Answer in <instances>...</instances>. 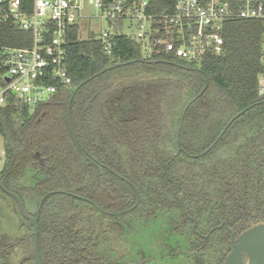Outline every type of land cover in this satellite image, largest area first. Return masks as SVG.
Here are the masks:
<instances>
[{
	"label": "trees",
	"instance_id": "16d2710c",
	"mask_svg": "<svg viewBox=\"0 0 264 264\" xmlns=\"http://www.w3.org/2000/svg\"><path fill=\"white\" fill-rule=\"evenodd\" d=\"M151 2L156 12L170 10L174 4V0H151ZM224 36L225 53L218 57H209L203 64L197 66L164 55L147 58L142 46L134 38L125 35H119L114 39L113 55H107L100 42L95 38H80L78 27L74 28L67 45L69 68L75 75L74 86L56 93L33 112L30 111L31 109L20 107L5 108L0 111V135L3 137L6 149V163L1 173L3 184L18 192L21 197L27 196L28 201L24 202L25 208L27 212L35 213L43 193H39L38 190L29 193L22 188L18 189L16 184L20 182L27 168L38 167L36 151L55 146L62 149L61 152L57 150L53 154L46 151L49 157L48 164H52L53 168L46 176L42 174L43 170L38 174L40 179H46L45 183L49 181L47 178L54 183L52 179L60 173L67 176L70 165L76 167L78 163L89 161L70 135L67 109L72 88L77 86H80V89L71 106V125L77 133L79 130H85L82 126L83 122L79 121L83 119L76 118L74 112L75 105L81 98L87 99L102 86L108 88V91H102L103 97L123 87L133 88L136 92L146 93L147 99L134 95L131 101L133 110L127 111L126 117L136 118L133 122L128 121L123 128L110 122V131L124 132L126 141L131 140L129 144L131 147H153L151 141L141 140L144 137L142 131L150 132L148 121H152L153 118L157 120L163 118L165 122L167 117H171L172 151L169 153L166 144L165 147L157 144L159 150L155 161L163 165L171 161V172L179 181L184 178L187 169L185 165H189V170L193 173L203 168L207 178H219L216 175L221 173V177L228 179L233 159L236 158L238 167L248 159L246 154L241 153L246 148V144H239L237 150L232 152L229 141L233 139V132L243 131L260 135L264 133V96H259L256 90L257 77L261 70V25L257 22L235 21L227 25ZM31 43L30 34L8 24L0 25V45L23 47ZM207 84L206 90L199 95ZM249 106L251 108L233 121L219 142L206 155L189 158L180 150L182 147L193 154L208 150L229 121ZM43 112H45L44 116ZM238 137L240 139V136ZM81 142L86 148L85 142ZM114 143L116 146L129 147L128 143ZM73 147L76 148V153L72 150ZM211 156L212 161L209 160ZM82 172L78 171V173ZM137 174V177L131 176V179L143 182V185L137 186L141 201L131 212H154L160 219L167 211H181L176 198L171 200L170 196L172 190L177 191L176 194L182 198L183 186L169 187L157 183L159 180H166V168L157 171H139ZM59 184L55 182L57 186L52 189L66 188ZM122 188L125 200L119 204L111 203L113 209L116 206L118 209H125L136 202L134 188L128 184ZM67 199L65 209L68 211L96 210L84 201L69 196ZM171 203H174L172 208L169 206ZM99 204L103 205V203ZM46 207L47 201L41 211H45ZM129 215L130 213L126 214ZM3 245L0 243V249ZM78 253L81 254L80 251ZM91 262L89 264H94ZM80 263L75 261L73 264ZM0 264H9L1 253ZM47 264H53L52 260L48 258Z\"/></svg>",
	"mask_w": 264,
	"mask_h": 264
},
{
	"label": "flooded vegetation",
	"instance_id": "af4514ba",
	"mask_svg": "<svg viewBox=\"0 0 264 264\" xmlns=\"http://www.w3.org/2000/svg\"><path fill=\"white\" fill-rule=\"evenodd\" d=\"M72 89L67 109L70 135L89 161L78 163L76 167L70 165L67 176L60 173V176L56 175L52 179L54 183L50 182V178L45 183L46 179H40L38 174L43 170L42 174L46 176L53 168L52 164H48L46 151L53 154L62 149L55 146L38 150L35 152L39 164L38 167L34 166L35 183L29 186L21 182L16 184L18 189L29 193L36 190L43 193L41 200L44 197L45 200L42 206L47 201L45 211H41V206L39 213L38 210L35 213L28 212L33 217L38 214V245L42 264H47L48 258L53 264H73L75 261H80V264H89L90 261L94 264H159L156 258L161 256L167 258L165 264H224L227 254L233 249V239L264 221V133L233 132V139L229 141L232 152L237 150L239 144H246L241 153L246 154L248 159L239 167L236 158L233 159L228 179L221 177V173L215 174L219 178H207L203 168L193 173L189 165H185L184 178L179 181L171 172V161L165 165L155 161L159 150L156 145L164 139L163 118L148 121L150 132L142 131L144 137L141 140L151 141L153 147H131V140L126 141L124 132L109 130L110 122L120 128L130 120L133 122L136 117H126L127 111L133 110L132 97L140 95L146 100V93L123 87L103 97L102 91H108V88L102 86L88 94L87 99L81 98L74 112L76 118L83 119L79 121L83 122L85 130L77 133L71 125V106L80 87ZM81 141L85 142L86 148ZM114 142L128 143L129 147L116 146ZM167 148L170 153L171 135ZM72 150L77 152L75 147ZM180 150L189 158L208 153L204 154L205 150L193 154L182 147ZM209 160L212 161L213 157ZM164 168L167 178L157 183L169 187L183 186L182 198L176 194L177 191L172 190L170 196L171 200L176 198L181 211H167L164 217L158 219L154 212L131 210L123 213L131 206L125 209L111 207V203L119 204L125 200L122 193L125 184L136 188L143 185L142 181H134L131 176L137 177L139 171ZM55 182L66 188L52 189L57 186ZM67 196L84 201L96 210L68 211L65 209ZM21 198L23 202L28 201L27 196ZM169 206L172 208L174 203ZM128 213L130 215L126 216ZM22 220V226L12 230L3 240L4 247L0 253L9 264H14V261H20L21 264L33 261L36 264L33 226L26 219ZM180 256H184V259L176 260Z\"/></svg>",
	"mask_w": 264,
	"mask_h": 264
},
{
	"label": "built area",
	"instance_id": "2783aa9c",
	"mask_svg": "<svg viewBox=\"0 0 264 264\" xmlns=\"http://www.w3.org/2000/svg\"><path fill=\"white\" fill-rule=\"evenodd\" d=\"M93 16L108 28L89 29L86 21ZM235 21L261 25L256 90L264 96V0H174L163 12H156L151 0H0V25H11L32 38L29 46L0 45V111L34 110L74 86L67 45L76 27L80 38L87 28L86 38L100 42L107 55H113L114 39L125 35L142 46L147 58L164 55L200 66L225 53L226 27ZM3 158L5 145L0 149V161Z\"/></svg>",
	"mask_w": 264,
	"mask_h": 264
},
{
	"label": "water",
	"instance_id": "95a60500",
	"mask_svg": "<svg viewBox=\"0 0 264 264\" xmlns=\"http://www.w3.org/2000/svg\"><path fill=\"white\" fill-rule=\"evenodd\" d=\"M207 86L208 84L204 87V89L199 95H201L206 90ZM250 108L251 106L245 108L244 110L236 114L229 121V123L227 124L225 129L222 131V133L219 135V137L214 142V144L208 150H206L204 154L210 151L212 147H214L219 142V140L222 138L227 128L233 123V121L237 119L238 117H240L241 115H243ZM181 124H182V121H181ZM133 188L135 189L137 193V202L130 208L123 210V213L133 210L140 202L139 191L135 186H133ZM0 189L2 192H4L6 195L11 197L16 202L22 217L26 219L27 221H29V223L33 226L34 236H35V245H34L35 261H36V264H42L41 257H40V251H39V245H38V222H37L38 214L36 217L31 216L27 212L21 196L17 194L16 192L8 189L3 184V180L1 178H0ZM44 200H45V197L41 200L39 204L38 213L40 211V208ZM95 206L99 208L101 211H104L98 205H95ZM125 264H136V263H125ZM224 264H264V221L258 224H255L254 226L250 227L249 229L241 233L237 238L233 239V249L227 254Z\"/></svg>",
	"mask_w": 264,
	"mask_h": 264
},
{
	"label": "rangeland",
	"instance_id": "374dc122",
	"mask_svg": "<svg viewBox=\"0 0 264 264\" xmlns=\"http://www.w3.org/2000/svg\"><path fill=\"white\" fill-rule=\"evenodd\" d=\"M89 13L95 15L96 14L95 8H89ZM86 22L88 28L95 32H100L101 30L108 28L105 22L101 23L100 20L94 16L91 18V20ZM125 31L126 32L128 31V27L125 29ZM81 36L83 37L82 39H87L86 38L88 36L87 28H83V34ZM30 111L33 112V109H31ZM171 119H172L171 117L169 118L167 117V120H165L164 122V127L162 129L164 139L163 142L159 144V146L165 147V144L167 146L169 137L173 132ZM170 129L172 130V132L168 135ZM0 149L4 150V141L2 138H0ZM5 163H6V158H3L0 161V174L4 170ZM34 169L35 167L33 169L27 168V170H25L24 176L20 179L21 184L24 183V185L29 186L35 183V178L33 176V173L35 172ZM22 219L23 217L18 209L16 202L11 197H9L0 190V243H2L3 240L7 238V236H9L12 230L14 229L18 230L19 227L22 226L21 225L23 221ZM180 259H184V256H180L176 260H180ZM156 262L159 264H165V262H167V258H164L163 256L157 257ZM14 264H21V263L20 261H17V263L16 261H14ZM28 264H35V263L33 261H30Z\"/></svg>",
	"mask_w": 264,
	"mask_h": 264
}]
</instances>
